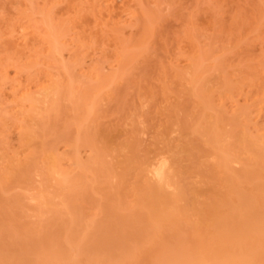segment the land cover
<instances>
[{
  "label": "bare ground",
  "instance_id": "bare-ground-1",
  "mask_svg": "<svg viewBox=\"0 0 264 264\" xmlns=\"http://www.w3.org/2000/svg\"><path fill=\"white\" fill-rule=\"evenodd\" d=\"M140 1H142V0H122L121 2H118V0H0V79H1L0 85L2 87L6 86L5 90L9 92V93L7 92L8 94L7 93L3 94L4 98H5L4 101L6 103V104H4L5 105L4 108H7L10 105L6 109L7 111L5 113H0V115L3 114L2 117H4V114H6V116H5L6 118L4 117L5 119H3L2 117L0 118L1 119V121H0V132L2 131L5 133V135H4L5 138H3V140L5 139L4 140L5 142L3 141L4 145H3V147L0 146V186H2V188L6 185H9V184H10V186H8V187L9 188L12 187L13 183H16L17 180L20 178L19 176H21V175H22L21 177L25 176L23 178H26L25 179L26 181H23V180L22 181L24 183H26L28 181L27 179H30V178L32 179V177L38 172L37 177L38 176L40 178L45 177L48 180L52 179L54 181L55 187H53V189L55 188L54 192L58 193L55 195L56 200H57V197L60 200L63 198V194L61 192H63L64 195L67 194V190L69 189L68 187H70V185H71L68 182V180L71 179V176H70L71 173L70 172L71 171L74 172V170H72L73 167L68 168V169L63 167V160L66 159V158L63 159V157H66V156L62 157L60 151H59L60 153H58L57 152L58 150L56 151V149H53V147H51L48 143L50 140L48 142H47V140L39 141L40 136L41 135L44 136L43 134L45 131L43 132V134L40 133L41 135L39 136L38 133L40 131H38L39 129L37 130L36 129L37 127L36 126L34 127V125L36 123H38L39 121L42 123V120H43V117H45V114H46V116H48L47 112H49L50 110L53 111V109H54L53 107H55L54 102L58 98V96L60 95V92H61V94L62 93L65 94L67 92L70 94V96L76 95L75 97H77V95H79L77 98H79L80 94H81L84 97L81 96L79 99H83V101L86 100L85 99L86 97L88 98L91 95V94L89 95V93H90L89 90L85 89L84 91H82L83 87L82 86H81L82 88L79 87L80 83L79 84L77 83L80 80L74 79V80H76V82L73 80L74 74H71V70H70V73H68L69 72L68 67H65L64 69L62 68L65 66V65L63 66L64 61H62V60L66 55L69 58L72 57V59L74 61H76L75 62L76 67L78 65V68H80L78 73H80V71H81L79 77H81V78L83 77L84 79L89 80V81L85 80V81H87V83L92 81L91 82L92 84L90 83L88 85H91V86L94 84L96 85L95 88L92 86L93 87L92 91L94 92V91L103 90L106 86H108V84L110 82H112L113 80H116L117 77L122 76L119 74H117L118 76L117 75L111 76V74H114L113 70L109 71V73L111 72L110 76H109V74L107 75L106 73H103L104 71L101 72V68L104 66L103 65L104 63L108 64V66L111 63H113L114 66H112L113 64L110 65V67H113L110 69H114L115 71L118 70L120 72V71L124 70V67L126 65H129L130 63H132V62H130L131 61L130 59L131 58L133 60L135 59L132 56H138V54L140 52H142L141 50L148 49L147 46L144 47L145 45L149 44V43H147L146 38H143V36H138V32H139L138 30L142 29L144 27L145 22L147 20V17L145 15L144 11H142L139 15L138 12H140V11H138V9H137L138 7L137 8L134 7L136 4L139 5L141 3ZM153 1H155V2H153L155 4L157 0H153ZM169 1H166V3ZM194 1H195V3L193 2L192 5L195 4V6L192 9L190 8L191 11L187 13V20H186V22H187L186 26L188 28H187V32H185V34H187L188 38H190V43L188 44V47L186 49H183V48L180 49V46L177 47V50L179 52L176 53V55L179 54L178 57L179 56L181 57V59H179L180 62L178 63V61H177V63H178L177 65L174 63L176 66H174L172 63L170 65L171 67L168 65L170 67V71L167 70V72H165L166 71L165 70L164 71L165 74L167 73L168 75H164L165 77L164 76H162V77L166 80L165 82H168V81L170 83L179 82L182 85L180 87H184L185 89H187L189 95L194 94L196 97L199 95L203 99V100L200 99V101L197 102L199 104L202 103L200 105H202L203 112L200 116V119H199V121H197L198 123H196L195 126L193 124H191V125H193V127L190 126V129H191V132H195L196 134L200 135V137H203V138L206 137L207 140L205 139L204 141H206L207 146H208V144H210L211 145L210 147H212L216 150L215 153L216 152L221 153L220 148L222 147V145H224L223 144L224 139H222V134H221V131L219 130V127L220 128L222 127L221 125H219L220 121L223 120L224 118L226 120V117L231 118V120L235 124L234 126L237 127V131H236L237 134L234 135L235 136V139L233 138L234 142L231 143L232 145L234 144L233 146L236 148L234 150V152L233 153H223L224 152L223 151L221 153V155L217 154V153L215 155L220 156L219 161L221 160V163H220L221 164V170L223 169L224 171H226V174L229 173L228 169L231 166H235V165L237 166V165L241 164L242 161H243V163L245 161H247V162L249 161L248 165H250V166H252L254 164L252 167L247 168L246 172H249L251 176H252L251 173H253L255 178H257L253 184V186L256 184L257 188L253 187L251 181L246 178V176H248V177L250 176V175H247L249 173H246L245 178L243 177V179H241L242 177L240 178V176H238V175L242 172H240V173L237 172V173H239L238 175L235 174L236 173L235 172V173H231L230 174L231 176L227 175L228 179H226L227 186H230V188L232 189L233 195L231 194L232 192L229 193V191H231V189H230V190H228V194L230 196H228V194L226 195L224 193L225 190H223L222 193L219 191V193H220L219 196L221 197V195H223V196H226L228 198L231 197L232 198L231 200L234 201L235 204H237V206H239V204H241L242 201H244L246 204L249 202H256L258 205L264 206V30H263L264 29L263 28V26H264V0H194ZM159 2H160V0H159ZM164 2H163V4H164ZM200 2L204 3L205 7H203V5L201 6V4H199ZM172 3H174V2H172ZM167 4H169V3H167ZM192 5L190 7H192ZM187 6H189V4ZM173 7H174V5H173ZM173 7L171 6V8H173ZM169 9H170V7H169ZM10 10H14V12H11ZM175 12H176V9H175ZM181 20H182V18H181ZM148 21H149V19H148ZM127 28H128V30H127ZM125 30L128 32H131V33L129 34L128 32H126L127 35H125L126 34ZM205 31H208V32L211 31V33H214V35H215L214 37H216V38L222 37V40H224V38H225L227 43L225 42L226 43L225 45L222 44V48L219 51L222 54L215 56V54L212 52V50L210 51L209 48L204 49V46H205L204 44H206L207 42L206 43L203 42L204 44L201 45L202 48H199L201 46H199V44L196 43L197 38L195 36H197L196 35L197 33L201 34V32H205ZM208 35H209V33H208ZM203 36H204V34H203ZM148 38H147V40H148ZM219 39H221V38H219ZM224 41H223V43H224ZM148 42H149V40H148ZM209 43H208V45H209ZM151 44H153V43H151ZM151 44H149L148 46H150ZM243 45H246V47ZM175 47L176 46H174V48ZM233 48H236V50H237V53H236L238 55L237 58H236L235 52L233 54L232 52L228 51L229 49H233ZM203 49L206 50V52L203 51ZM254 49H258L256 52L258 54H256V55L253 53L249 54L251 52V50H254ZM107 50H109V51H107ZM180 50H182V51H180ZM83 51H85V52H83ZM226 51L230 53V54L228 53L230 57H232L234 55L232 57L233 60L230 61V57L225 56V54L227 53ZM88 52H90L91 54H94V55L98 53V56L95 57L94 55H91L90 57L92 58V56H94V58L88 59L87 62L89 60L90 61H89V63L86 62L87 63L86 64L85 63V61H86L85 55H87L86 53H88ZM209 52H212L213 54L209 53ZM81 53L82 54L85 53V54L81 55ZM231 54H233V55H231ZM234 58L236 59V62H234L235 61ZM67 61L68 60H66V62ZM127 63H129V64H127ZM168 64H169V62H168ZM8 67H12V69H14L13 72L16 75V77H15V75H14V77L9 76ZM76 67H74V68H76ZM175 67H177L180 70L178 71L177 68L175 70L174 69ZM54 68H56V69H54ZM58 68H60V69H58ZM203 68H205V70ZM126 69H127V67H126ZM171 70H173L174 72ZM40 74L41 75L44 74V76L38 77ZM70 74L73 75V77H71ZM103 74H105V75H103ZM126 74L127 73H125V75ZM21 76H23V77L21 78ZM18 77H20V78H18ZM36 77H38V80H36L35 83H32V81H34V79ZM74 78H76V76ZM114 82H116V81H114ZM170 83H168V84H170ZM218 83H221V85H223L222 89L219 88L221 90L218 89V87L221 86V85L217 86ZM60 85L63 86L62 87L63 90L65 88V90H64L65 92H63V90L60 89L61 88V87H59ZM109 88H110V86H109ZM5 90H2L3 93L6 92ZM164 91H163V94L165 93ZM172 92H174V91H172ZM0 93L2 94L1 89H0ZM150 93H151V91H150ZM3 95H1V96H3ZM5 95L9 99L6 98ZM95 95L96 94H93V96H90L88 99L92 98V100H94ZM65 97H66V95H65ZM171 97H172V95H171ZM185 97H187V96L185 95ZM176 98H178V97H176ZM8 100H10L11 104H10V102H9V104L6 102ZM92 100L91 99L89 100L91 104H92ZM195 100H196V98H195ZM4 101H3V103H4ZM1 102H2V100H1ZM59 102H61V101H59ZM75 102L76 101H73V103H75ZM82 102H81V104H82ZM67 103H69V101H67ZM90 103H88V104H90ZM88 104H87V106H88ZM91 104L89 105L90 107H87V108L85 106H83V104H82V106H83L82 108H85L84 110H82V111H84L85 115H83V116H85V117L83 119H80L81 122L79 121L80 124H78V125H80V126H77L78 128L76 129L77 133L79 135L77 133H75L76 134V136L74 135L75 140H77V138H76L77 135L80 136V134H82V132L87 128L86 126H88L87 124L89 121H87V120L90 119V115L93 112ZM1 106L3 107V104L0 105V108H1ZM164 106L161 109L162 111L166 110L164 108ZM193 107H195V106H193ZM4 108H1V109L3 110ZM166 108H167V106H166ZM200 108H201V106H200ZM76 109L77 108H75V110ZM56 110L57 109H55V111ZM62 110H60V111L64 113V111H62ZM194 110H196V109H194ZM4 111H5V109H4ZM60 111H59V113H60ZM0 112H2V111L0 110ZM130 114H132V112H130ZM134 114L135 113H133V115ZM163 114H164L163 119L164 118L165 119L167 118V119L163 120L162 118H160L159 122L156 124L157 130L155 132V135L153 136L155 138L154 143L152 144V145H154L153 148H150V150L147 151V156L144 157L145 158L144 160L143 159H141V160L136 159L133 162L134 165H132V166H134V167H132V168L134 169V171L136 173L132 176L130 175L129 179H133V183H135V184L131 186V183H130V185H128V187L129 186L132 187L131 189H132V192H134V194H128L127 196L131 195V197H129V199L130 198L132 199L134 196H136L135 194L141 193L139 188L143 187V186L140 185L139 188H137V190H136V185H137L136 183L138 182L140 177H142L141 178L142 181L145 182L144 188L150 192V194L152 195L151 197H153V195H156V196L160 195L159 192L164 187L167 188V186H168V188H170L169 186H171L169 184V180H170L169 171H171V170L169 169V167H167L168 166V164H167L168 156L166 155L167 156L166 159L163 156L165 153H169V152H171V154H175V153H172V150L176 147H178L180 149L181 146H183L182 143L184 140H182V137H181V139L177 138L178 143H180L182 140L181 144L179 145L177 143V145L176 144L172 145L171 137L169 136V134L172 131L175 132L172 128V126L175 124H174V122L172 123L171 118L166 113H163ZM65 115L67 117V114H65ZM159 115H162V114L160 113ZM191 116H189V119ZM69 118H71V117H69ZM63 119H64V117H63ZM74 120H76V117L74 118ZM260 120L262 121V123H258ZM72 121H73V119H72ZM48 122L49 121H47L46 122L47 124L46 123L45 124L48 125ZM52 123L54 124L55 121ZM72 123H74V121ZM90 123H92V122H90ZM45 124H43V125H45ZM65 124H64V126L66 127ZM223 125H225V124H223ZM39 126H41V125H39ZM69 126H70V124H69ZM69 126L67 127L66 130L69 129ZM184 126L185 125H183V127ZM187 127H189V126H187ZM49 129H50V127H49ZM57 129L58 128L56 126V131H54V132H56V134H58L57 131H59ZM71 129H72L71 131H73V129H75V127L71 128ZM69 130H68V132H69ZM231 130H233V129H231ZM86 131H85V134H86ZM218 131H220V132H218ZM223 131L225 132L226 130H223ZM74 132L75 131H73L71 133L73 134ZM178 132H181V131H178ZM4 133H2V134H4ZM56 134H53V135L56 136ZM67 134H70V133H67ZM12 135H14L15 138H13ZM45 135H47V134H45ZM60 135H61V133H60ZM184 135H185V133H184ZM67 136L71 140L70 135H67ZM184 137H186V136H184ZM57 138H59V137H57ZM62 138H66V133L63 134ZM68 138L66 139V143H68L67 142V140H69ZM13 139H15L17 141L15 146H12V143H11ZM40 140H41V138H40ZM110 140H111V138L109 139V141ZM233 140H230V141H233ZM56 141L58 142V140H56ZM72 141H73V143H75L73 145H76V142L74 141V139ZM72 141H70V142H72ZM83 141H85V140H83ZM83 141H82V143H83ZM201 141H203V140H201ZM87 142L88 141L86 140L85 144H87ZM112 142H114V141H112ZM112 142H110L111 145H112ZM98 143H94L88 149L90 151V154L86 157V158H89V160L86 159L88 162H86V160H85L86 164L87 163L90 164V163L96 161L97 159L99 160L100 157L97 158L99 155V151H100L99 149L104 148V145L102 144V146H103L102 147V146L98 145ZM103 143H105V142H103ZM54 144L55 145H53V144H51V145L54 146V148H55V146H56L55 141H54ZM57 144H59V143H57ZM88 144H90V143H88ZM132 144H134V143H131L129 140H125V142H123V144H121V143L116 144L117 147L116 146L114 148L112 147V151L115 152L116 148H119V145H122V146H120L121 147L120 150L119 149H117V150L119 152L121 151L122 154H127V153L129 154L127 149H129ZM136 144H137V142H136ZM136 144H134V147L132 146L131 148H135ZM227 145H228V143H227ZM227 145H225V146H227ZM139 148H140V146H139ZM184 149L185 148H183L182 150H184ZM208 149H211V148H208ZM106 150L104 149V152H106ZM113 152H112V155H113ZM226 152H228V150ZM211 153H213V152H211ZM108 154H109V152H108ZM115 155H116V153H115ZM78 156L80 157V155H78ZM81 156H82V154H81ZM114 156H112V157H114ZM130 156H131V152H130ZM173 156H175V155H173ZM181 156H180V158H181ZM103 157H105V156H103ZM216 158H218V157H216ZM187 159H188V157H187ZM79 160H80V158H79ZM171 160L174 161L173 159H171ZM109 161H111V160H109ZM250 162H253L252 165L250 164ZM70 163L72 166H76V167L81 166V164H79L80 162L78 161L77 158L72 159ZM174 165H175L174 163H173V166H172V164L170 165V168H172V171H174V169H173ZM69 169H71V170H69ZM32 170L33 171L35 170L36 173L34 172L35 173L34 174L32 172ZM83 171H85V174L82 176L81 180L82 181L86 180L87 182L89 181L88 183L91 184V186H93L94 182L90 183V181L92 180V178L95 175H93V177H92V173H91L90 168H89V170H83ZM127 172L128 171H126V174H125V172L124 173L122 172L121 173V174H123L122 176H120L119 174L118 175L116 174L115 177H117L119 179H121V177L124 178L125 176L129 175V172L128 173ZM29 173H32L33 176L31 175L32 177H29V175H30ZM102 173H101V175H102ZM74 174L75 173H73V175ZM226 174H225V178H226ZM219 175L220 174H218V176ZM222 175H224V174H222ZM37 177H36V180L39 179V178L37 179ZM230 177H231V179H230ZM78 178H80V177H78ZM98 178L100 179V177H98ZM218 178H216V180ZM33 180H34V177H33ZM93 180H95V178H93ZM101 180H103V179H101ZM219 180H220V178H219ZM40 181H41V179H39V182H38L39 184H40ZM75 181H77V180H75ZM82 181L81 182L78 181V190H79L81 183H82L81 184L82 186L85 185V183H86V181H85V183H83ZM19 182H21V181H19ZM19 182H17V183H19ZM41 182L43 184V181H41ZM96 182H95L96 185H98L100 183L99 180H98V183H96ZM122 182H123V180H122ZM217 182H218V180H217ZM230 182H231V184L228 185ZM11 183H12V185H11ZM24 183H23V185H24ZM224 183H226V182L223 181V185L225 186ZM35 184L36 183L34 182V185ZM119 184H120V182H119ZM214 184H215V182H214ZM103 185L106 186L105 184H103ZM111 185H110V187H111ZM115 185L116 184H114V186ZM198 185H199V182H198ZM43 186L45 187L44 184H43ZM73 186H71V188H73ZM85 186L88 187L87 185H85ZM120 186H121V184H120ZM221 186H222V184H221ZM37 187H38V185H37ZM99 187H102V186H99ZM99 187H97L98 191L96 190L98 193H99ZM81 188L83 189L84 186ZM81 188H80V190H81ZM144 188L143 189L141 188V190L142 191L145 190ZM228 188L229 187L226 188V192H227ZM53 189H51L52 192H53ZM73 189H75V188H73ZM76 189H77V187H76ZM116 189H117V191L119 190L118 187ZM29 190L31 191L32 189H29ZM47 190H48V188H47ZM72 190H70V191H72ZM92 190L94 191V189H92ZM104 190L105 189H103V192H101L102 194L105 192ZM146 190H145V192H146ZM175 190L177 191V189H175ZM64 191H66V192H64ZM82 191H85V190H82ZM126 191H128V190L126 189ZM44 192H46V191H44ZM73 192H75V190ZM77 192L78 193H76V194L78 195L79 191H77ZM203 192H206V190H204ZM242 192L246 193L245 194L246 196L244 195V197H245L244 200H242L243 198L241 199V197L238 196V194L240 195ZM69 193H71V192H68V194ZM170 193H168V194H170ZM99 194H97L96 197L99 196ZM143 194H144V192H143ZM43 195L44 194H42V191H40L38 198H34L35 195L33 197L32 196L31 197H32L33 201L37 199V201H39L43 204L44 203V200H43L44 196ZM90 195H91V192H90ZM140 195H138L139 197L137 196L138 197V204L140 206L143 205L144 203H145V205H148L147 202H145L147 200V199L145 200L146 197H142V195H141V197H142L141 198ZM175 195L176 194H174V196ZM16 196H14V197H16ZM25 196H26V194H25ZM60 196H62V197L60 198ZM168 196H170V195H168ZM172 196H173V194H172ZM28 197H29V195H28ZM137 197H135V200L133 198V201L136 202ZM226 197H224L223 199L224 200L227 199ZM101 198L103 199V197H101ZM17 199H18V197H16V199H15L16 202L18 201ZM45 199H47V198H45ZM169 199H167V200H169ZM175 199H176V197H175ZM21 200H19V201H21ZM32 200H31V202H32ZM171 200H173V199H171ZM37 201H35V202H37ZM47 201H46V203H47ZM94 201H96V200H94ZM28 202H30V201H28ZM61 202H62V200H61ZM63 202H65V201H63ZM63 202H62L63 207H65V205L66 206L68 205V204H66V202L65 203H63ZM135 202H134V205H135ZM95 203H97V202H95ZM125 203H127V202H125ZM157 203H160V202H157ZM175 203H173V204H175ZM177 203H179V202H177ZM217 203H218V201H217ZM18 204H17V206H18ZM42 204L39 203V205H42ZM124 204H123V206H125ZM136 204H137V202H136ZM13 205H15V204H13ZM46 205H48V203ZM209 205H211V204H209ZM28 206H29V204H28ZM58 206H60V205H58ZM126 206H128V205L126 204ZM126 206L123 208H126ZM158 206L160 208L159 210L157 208L158 213L155 211L158 214V215H156L157 218L155 217L157 220L153 217L154 220H156V223L151 222L153 225L155 224L153 229H152L153 235L151 237L149 235V241H148V238L146 239V242L148 241V243H145V241L143 242V246L141 245L142 248H141V246H138L139 248L135 247L134 250L126 253L125 255L122 254L123 252L122 253L120 252L121 254L119 253L117 256H115L113 258H110L107 256L106 257H99L98 256L95 259L87 256L82 251L81 247H80L81 249L80 248H76V249L71 248V249H75V250L70 251L71 257H69V258L67 257L68 258L67 260L65 259L66 257H64V259H61V260H57V259L54 260L55 258L53 259L52 256L50 254H48L42 258L40 264H264V226H261V227H263L262 228L263 230L261 229V231L258 228L260 226L256 227V228H258L257 230H256V228L254 229V226L253 227L251 226L249 231L246 230V232L242 231V233L237 232L234 235H230V233L227 234L226 232L222 233V231L221 232H219L217 230L214 231V229L212 227L213 225L209 226V224H212V223L208 224V222L209 221L212 222L211 219L213 218V216H215L214 218H216L217 217L216 215H218L220 213V212L217 213V211H215L216 212V215H215V213H214L215 209L213 210V213H214V215L212 214L213 216L207 214L208 216H210V217H208L206 215V213H203L204 215H206L205 218L207 217L206 218L207 221L210 218V220L207 222L206 220L203 219V217H202L203 214H202V216H198L200 214L195 209L197 207L199 208V206H197L196 208L194 206L191 207L192 209L195 210L192 213L198 212V215L197 214L191 215V213L190 214L188 212L186 213V210L182 211V210H178L179 208L176 209V207H179V205H177L175 207V209L172 208L175 205L172 207L169 206L171 208L166 207L167 205L163 206V207H162V205H158ZM37 207H38V203H37ZM135 207L137 209H139L136 205H135ZM219 207H222V205L220 204ZM98 208H100V207H98ZM205 208H208V207H205ZM41 209H42V207H41ZM185 209H187V208H185ZM5 210H6V208H5ZM96 210H97V208H96ZM224 210H225V214H226V210H228V209H224ZM224 210H223V208L220 209V211H224ZM32 211H33V209H32ZM61 212H63V211H61ZM205 212H207V211H205ZM33 214H35V213H33ZM54 214L56 215V213H54ZM96 214L97 213L95 212L94 215H96ZM220 214L218 215V217L220 216ZM222 214H223V212H222ZM41 216L42 215H39V217H41ZM83 216H85V215H83ZM223 216H224V214H223ZM39 217H37V218H39ZM81 219L83 221H86L82 217H81ZM82 220H80V222ZM74 221L75 220L72 221V224H74ZM83 221L81 223L79 222L80 225L78 223V220H77V223L75 221V225L77 226L76 230H78L79 227L83 228V225H85V227L87 226L85 223H83ZM89 221H91V220H89ZM82 223H83V225H81ZM88 224H90V223L88 222ZM65 225H66V223H65ZM147 225H149L148 221H147ZM88 227H86V228H88ZM148 227H150V226H148ZM148 227H147V229L149 230ZM68 229H69V227H68ZM83 229H85V228H83ZM145 229H146V227H145ZM145 229L143 230L142 234L146 232ZM66 230H67V228H66ZM139 231H141V230H139ZM34 232H35V230H34ZM37 233H38V231H37ZM139 233L140 232H138V234ZM139 235H141V234H139ZM146 235H147V233H146ZM136 236H137V234L135 235V237ZM137 237H139V236H137ZM140 237L138 238V240L141 239L142 237L144 238V236H142L141 238ZM127 240L129 241V238H127ZM134 243H132V245ZM125 245L126 244H124V246ZM126 246H129L130 248L132 247L129 244H127ZM22 248H23V246H22ZM124 248H122V250ZM127 248H125V249H127ZM57 255H59V254H57Z\"/></svg>",
  "mask_w": 264,
  "mask_h": 264
},
{
  "label": "rangeland",
  "instance_id": "rangeland-1",
  "mask_svg": "<svg viewBox=\"0 0 264 264\" xmlns=\"http://www.w3.org/2000/svg\"><path fill=\"white\" fill-rule=\"evenodd\" d=\"M121 1L122 0H120V1L118 0V2H121ZM162 1L163 0H160V2H159V0H157L155 3L156 5L153 3V2H155L153 0H147V1L142 0V1H140L141 3L139 2L140 3L139 5L134 4L135 5L134 7L135 8L138 7L137 9H138V11H140V12H138L139 15L142 11H144V13L147 17V20L145 22L144 27L142 29L138 30L139 31L138 36H143V38H146L147 43H149V44L153 43V44L150 45L151 47L148 46L149 44L145 45L144 47L147 46L148 49L141 50L142 52H140L139 53L140 55L138 54V56H132L135 59L134 60L132 58L130 59L131 60L130 62H132V63H130V64L127 63V64H129L131 67L129 65H126L124 67L125 71L124 70L120 71V72L118 70L115 71L114 69H110V68H113V67H110V65H112L113 63H111L109 66H108V64L104 63L103 64L104 66L101 68V72L104 71L103 73H106L107 75L109 74V76H110L111 72L109 73V71L113 70L114 74H111V76H114L117 74L122 75V76L117 77L118 76L117 75L116 80H113L112 82H110L108 84V86H106L103 90L93 92L92 88L93 87L95 88L96 85L93 83L94 85H92L93 86L92 87L91 85H88L92 81L87 83V81H89V80L84 79L83 77L82 78L79 77L81 71H80V73H78L80 68H78V65L76 67V63H75L76 61H74L72 59V57H70V58L67 57V55H66L67 53L65 54L66 56L64 55L65 57L62 60V61H64V63L62 61L61 62L63 63V66L64 65L65 66L62 68L64 69L65 67H68L69 68L68 73H70V70H71V74H74V77L76 76V78H74L73 75L70 74V76L73 77V80L74 79L80 80L77 83L78 84L80 83L79 87H81V86L83 87V88L81 87L82 91H84L85 89L89 90L90 91L89 95L91 94L90 96H93V94H96L94 96L95 98H94V100H92V98H90L92 100V104H91L89 101L90 99H88L90 96L88 98L86 97L85 98L86 100L83 101V99H79L82 96L81 94H80V97L77 98L79 95H77V97H75L76 95H71L72 96L71 97L70 94L67 92L65 94H63V93L61 94V92H60V95H59L60 97L58 96V98L54 102L55 107H53L54 108L53 111L50 110L49 112H47L48 116H46V114H45V117H43L42 123L39 121L38 123H36L37 125L36 124L34 125V127L36 126L37 130L39 129L38 130V131H40L38 133L39 136L41 134H43V132L45 131L43 134L44 136L41 135L40 136L41 140L39 138V141L47 140V142H48L50 140L51 142L50 141L48 142L49 145L51 147H53V149H56V151L58 150L57 151L58 153L61 152L62 157L66 156V157H63V159L66 158L63 160V167L66 169L73 167L72 170H74V172L71 171L70 172L71 175L69 174L71 176V179H69V178H68L69 180L67 179L68 182L71 184L70 187H68L69 189L68 190L66 189L67 190V194H66L67 196L64 195L63 192H61L63 194V198L61 199L62 202L65 201L66 204H68V205L67 206L65 205V207H63L61 200L58 197H57V200L55 199V197H56L55 195L58 193L54 192L55 191V188L53 189V187H55L54 181L52 179L48 180L45 177H44L45 179L43 177H41V178L39 176L37 177L38 172L36 173L35 170L34 171L32 170L33 173L34 172L36 173V174L34 173L35 174L34 176L32 173H29L30 174L29 177L33 176L34 180L32 177V179L31 178L27 179L28 181L26 183H24L23 181H26L25 180L26 178H23L25 176L21 177L22 176L21 175V176H19L20 178L18 179L21 182H19L17 180V182H19V183H17L16 181H15L16 183H13V185L11 183L12 187H10V188L8 187V186H10V184L4 186L3 188H2V186H0V235H1L0 236V238H1L0 239V264H33V263L34 264H40L42 258L48 254H50L53 259L55 258L54 260H56V259L61 260V259H64V257H66L65 259L67 260L69 257H71L70 251H72V250L74 251L76 248H80V247L82 248V251L87 256H89L93 259H95L98 256L99 257H106L107 256V257L113 258V257L117 256L120 252L121 253L123 252L122 254L125 255L126 253L134 250L135 247L139 248L138 246H141V245L143 246L144 241H145V243H148L149 235H150V237L153 235L152 229H153L155 224L153 225L152 223H156V220H157L156 219L157 218L156 215H158L157 214L158 213L157 208H158V210L160 209L158 205H162V207L166 206V205H167L166 207H169V206L172 207L175 205L174 207H172L173 209H175V207L177 205H179V207H176V209L179 208L178 210H182V211L186 210V213L187 212L189 214L191 213V215H193V214L198 215V212H199L200 215H198V216H202L203 213H206V215L209 214V215L213 216L214 213L216 215L215 211H217V213L220 212L221 214L219 213L220 214L219 217H218L219 214L216 215L218 218L217 217L214 218L215 216H213L214 219L213 218L211 219L212 222L209 221L210 218L208 220L209 222L207 221V219H206L207 217L205 218L206 215L203 214L202 217L204 220H206L208 222V224L212 223V224H209V226L213 225L212 227H213L214 231L215 230H217L219 232L222 231V233L226 232L227 234L230 233V235H234L237 232L242 233V231L246 232V230L249 231L251 226L252 227L254 226V229L257 226H260V227H258L260 229V231L263 228V227H261V226H264V206L263 205L262 206L258 205L256 202H249L246 204L244 201H242L241 204H239V206H237V204H235V202L231 200L232 199L231 197L228 198L226 196L221 195V197H222L221 198L219 196L220 195L219 191L222 193V191L225 190L224 193L227 195L228 190L231 189L230 186H227V181H226V179H228L227 177L231 176L230 175L231 173L236 172L235 174L238 175L240 172H242L238 176H240V178L242 177L241 179H243V177L245 178L246 173H249V172H246V169L250 168L254 165V164L252 165L253 162H250V164L252 165V166H250V165H248L249 161L248 162L245 161L247 164L245 162H244L245 163L244 164L242 161L241 164H239L237 166L235 165L236 167L235 166H231L230 168L228 167L229 168L228 174H226V171H224L223 169L221 170V164H220L221 160L219 161L220 156L215 155V154L217 153V154L221 155V153L223 151H224L223 153H233L234 150L236 149L233 146L234 144L233 145L231 144L234 142V140H233V138L235 139L234 135L237 134L236 133L237 127L234 126L235 125L234 122L231 120V118H228V117H226V120L224 118L223 120L220 121L219 125H221L222 127L221 128L219 127V130L221 131L222 139H224V141H223L224 145H222V147L220 148L221 153H218V152L215 153L216 150L214 148L210 147L211 146L210 144H208V146H209L208 147L206 141H204L205 139L207 140L206 137H204V138L200 137V135L196 134L195 132H191V129H190V126L193 127V125L195 126V124L198 123L197 121H199L200 116L203 112L202 105H200L202 103H200V104L197 103L202 98L199 95L197 97L194 94L189 95L188 90L185 89L184 87H180L182 85L179 82H174V83H170L169 81L165 82L166 80L162 77L164 75H168L167 73L165 74V72H167V70L170 71L171 63L174 66H176L180 62L179 59H181V57L180 56H179L180 58L178 57L179 54L176 55V53L179 52L177 50V47L180 46V49L181 48L186 49L188 47V44L190 43V38H188L187 34H185V32H187V28H188L186 26V23H187L186 20H187V13L191 11L190 8L192 9L195 6V4L192 5L193 2L195 3L194 0H189V1L188 0H174V1L173 0H170V1L166 0V1H169V2H167L169 4H167L166 1L164 0L165 2L164 1L163 2L165 5L163 4ZM172 2H174V3H172ZM188 4H189V6H187ZM199 4H201V6L203 5V7H205L204 3L200 2ZM173 5H174V7H173ZM191 5H192V7H190ZM171 6L174 9L171 8ZM169 7H170V9H169ZM175 9H176V12H175ZM10 11L14 12V10H10ZM181 18H182V20H181ZM148 19H149V21H148ZM263 28H264V26H263ZM127 30H128V28H127ZM126 32H128V31L125 30V33ZM128 33L130 34L131 32H128ZM202 33L204 34V36ZM208 33L210 36L208 35ZM198 34L199 33H197L196 34L197 36H195L197 38V41L196 40L195 41L197 44H199V46L203 45L204 44L203 42H205V43L207 42L206 44H204L206 46V47L204 46V49L209 48L210 51L212 50V52L215 54V56L222 54L221 52H219L220 49L222 48V44L225 45L227 43L224 37L223 38L225 41L222 40V37H219L221 39L216 38V37H214L215 36L214 33H211V31L210 32L205 31V32H201V34H199V35ZM125 35H127V33ZM147 38H148L149 42H148ZM223 41H224V43H223ZM208 43H209V45H208ZM174 46H176V47L174 48ZM243 46L246 47V45H243ZM199 48H202V46ZM204 49H203V51L206 52V50H204ZM257 50L258 49L251 50V52L249 54L253 53L256 55V54H258V53H256ZM107 51H109V50H107ZM180 51H182V50H180ZM228 51L232 52L233 54L235 52L236 58L238 57V55L236 54L237 53L236 48L229 49ZM83 52H85V51H83ZM212 52H209V53H212ZM229 52H227L225 54V56L230 57ZM83 54H85V53H83ZM83 54L81 53V55H83ZM86 54L87 55H85V59H86L85 63L87 62L88 59H92V58H94V56L95 57L98 56V53L94 55V54H91L90 52H88ZM233 54H231V55H233ZM91 55H94V56H92V58H91L90 57ZM232 57H230V61L233 60ZM66 60H68V61L66 62ZM234 60H235L234 62H236L235 58H234ZM89 61L87 63H89ZM177 61H178V63H177ZM168 62H169V64H168ZM73 66L76 67L77 69L74 68ZM112 66H114V64ZM126 67H127V69H126ZM60 68H58V69H60ZM176 68L177 67H175L174 69L176 70ZM54 69H56V68H54ZM203 69L205 70V68H203ZM179 70L180 69H178V71ZM13 71H14V69H12V67H8V74L10 77H14L15 74ZM171 71H173V70H171ZM125 73H127V74L125 75ZM103 75H105V74H103ZM41 76H44V74H42V75L40 74L38 77H41ZM15 77H16V75H15ZM22 77L23 76H21V78ZM38 77H36L34 79V81H32V83H35L36 80H38ZM18 78H20V77H18ZM76 80H74V81L76 82ZM85 80H87V81H85ZM114 81H116V82H114ZM0 82H1V79H0ZM168 83H170V84H168ZM219 85H221V83L217 84V86H219ZM109 86H110V88H109ZM222 86L223 85L218 87V89L219 88L222 89ZM59 87H61L60 89L63 90L62 85H60ZM0 89L2 92V94L0 93V96L8 92L5 90L6 86L5 87L1 86ZM221 89H219V90H221ZM2 90H5L6 92L3 93ZM64 90H65V88H64ZM64 90H63V92H65ZM150 91H151V93H150ZM163 91L165 92L164 94H163ZM172 91H174V92H172ZM65 95H66V97H65ZM171 95H172V97H171ZM185 95L187 97H185ZM82 97H84V96H82ZM176 97H178V98H176ZM6 98H8V97L6 96ZM195 98H196V100H195ZM0 99L2 100V102L0 100V105L3 104V107L1 106V108H4L5 107L4 104H6L4 101V99H5L4 95L1 96ZM10 100H8L6 102L9 104ZM58 100L61 102H59ZM3 101H4V103H3ZM67 101H69V103H67ZM73 101H76V102L73 103ZM81 102H82L83 106H85L86 108L90 107L89 105L91 104L93 112L90 115V119L87 120V121H89L87 124L88 126L85 125L87 128L82 132V134H80V136H78L79 134L77 133V130H76L78 128L77 126H80V125H78L81 122L80 119H83L85 117V116H83V115H85L84 111H82L85 108H82L83 106H82ZM88 103H90V104H88ZM10 104H11V102H10ZM87 104H88V106H87ZM162 105L163 106L165 105L164 108L166 110H163V111L161 110L163 108ZM166 106H167V108H166ZM193 106H195V107H193ZM200 106H201V108H200ZM1 108H0V110L2 112H0V113H5L7 111L6 110L7 108H4L5 111H4V109L2 110ZM75 108H77V109L75 110ZM55 109H57V110L55 111ZM194 109H196L197 111ZM60 110L64 111V113L67 114L68 118ZM59 111H60V113H59ZM158 111L162 115H159L160 113ZM130 112H132V114H130ZM133 113H135V114L133 115ZM163 113H166L171 118L172 123L174 122V124H175L172 126V128L175 132L172 131L169 134V136L171 137L172 145H175V144L177 145V143H178L177 138L181 139V137H182V140H184V141L182 143L183 146H181L180 149L181 150L183 148H185V149L181 151L178 147H176L172 150V153H175V154H171V152L164 154L163 157L165 159L168 156V162H167L168 166L167 167H169V169L171 170V171H169V175H170L169 184L171 186H169L170 188H168V186H167V188L164 187L159 192L160 195H157V196L153 195V197H151L152 195L150 194V192L144 188L145 182L142 181V179H141L142 177L139 176L140 178H139L138 182L136 183L137 184L136 190H137V188H139L140 185L143 186V187L139 188V190L141 192L140 194L142 195V197H146L145 200L146 199L147 200L145 202H147V204H148V205H145V203H144L143 205H141L142 206L141 207L138 204V197H139L138 195H140V194H135L136 196L133 195L134 197L132 196L134 198V200H135V197L138 196L136 198L137 204L135 201H133V198L129 199V197H131V195L127 196L128 194H134V192H132V189H131L132 187H130V186L128 187V185H130V183H131V186L135 184V183H133V179H129L130 175L132 176L136 173L134 171V169L132 168V167H134L132 165H134L133 162L136 159H138V160L143 159L144 160L145 159L144 157L147 156V151H149L150 148H153L154 145H152V144L154 143V140H155V138L153 136L155 135V132L157 130L156 124L159 122L160 118L163 119V115H164ZM2 116H3V114L0 115V118ZM5 116H6V114H4V117ZM74 116L76 117V120H74V118H75ZM189 116H191L190 119H189ZM4 117H2V118L5 119L6 117L5 118ZM63 117L66 121L63 119ZM69 117H71L73 119L74 123H72L73 121ZM166 119L164 118L163 120H166ZM0 121H1V119H0ZM47 121H49L48 122L49 126L46 125ZM54 121H55V123L53 124L52 122H54ZM90 122H92V123H90ZM258 123H262V121L260 120ZM43 124H45V125H43ZM64 124L66 125V127L64 126ZM69 124H70V126H69ZM191 124H193V125H191ZM223 124H225V125H223ZM39 125H41V126H39ZM55 125L58 128L57 130H59V131H57L58 134H56V132H54V131H56ZM183 125H185L184 126L185 128L183 127ZM68 126L70 129V130L68 129L69 132H68V130H66ZM187 126H189V127H187ZM49 127L51 130L49 129ZM74 127H75V129H73V131H75V132L72 134L71 132H73V131H71L72 130L71 128H74ZM231 129H233V130H231ZM223 130H226V131L224 132ZM85 131H86V134H85ZM178 131H181V132H178ZM220 131H218V132H220ZM2 133H4V132H2V131L0 132V146L1 147H3L4 142H5L4 141L5 139L3 140V138H5V136H4L5 133L4 134H2ZM60 133H61V135H60ZM65 133H66V138H62L63 134H65ZM67 133H70V134H67ZM75 133L78 134L76 137L77 140H75V138H74V135L76 136ZM184 133H185V135H184ZM45 134H47V135H45ZM53 134H56V136ZM67 135H70L71 140L68 138ZM12 136H13V138H15L14 135H12ZM184 136H186V137H184ZM57 137H59V138H57ZM67 138L69 139V140H67L68 143H66ZM110 138H111V140L109 141ZM73 139L76 142V145H73V144H75L72 141ZM56 140H58V142ZM83 140H85V141L87 140L88 141L87 144H85V141H83ZM125 140H129L131 143H134V144H136V142H137V144L135 145V148H131L132 146L134 147V144H132L131 147L129 149H127V151L129 152V154L127 153L128 155L122 154L121 151L119 152L117 150V149L120 150V148H121L120 146H122V145H119V148H116L115 152L112 151V147L113 148L115 146L117 147L116 144H120V143L123 144V142H125ZM182 140H181V142H182ZM201 140H203V141H201ZM230 140H233V141H230ZM54 141L56 143L55 148H54V146L51 145V144L55 145ZM70 141H72V142H70ZM82 141H83V143H82ZM112 141H114V142H112ZM98 142L99 143L101 142V143L99 144ZM103 142H105V143H103ZM110 142H112V145ZM181 142L178 144L180 145ZM11 143H12V146H15L17 141L15 139H13ZM57 143H59V144H57ZM88 143H90V144H88ZM94 143H98V145H100V146H102V144L104 145V148L99 149L101 152L99 151V155L97 158L100 157L99 158L100 161L97 159L98 161L96 160L90 164H88V163L86 164V162H88L87 160H89V158H86V157L90 154V151L88 149ZM227 143H228V145H227ZM225 145H227V146H225ZM139 146H140V148H139ZM208 148H211V149H208ZM225 148L228 150V152H226L227 150ZM104 149L105 150L107 149L106 152H104ZM111 151L113 152V155H112ZM108 152H109V154H108ZM130 152H131V156H130ZM211 152H213V153H211ZM115 153H116V155H115ZM81 154H82V156H81ZM78 155H80V157ZM173 155H175V156H173ZM103 156H105V157H103ZM112 156H114V157H112ZM180 156H181V158H180ZM187 157H188V159H187ZM216 157H218V158H216ZM74 158L78 159V161L80 162L79 164H81L80 167L78 166L79 164L77 165L78 167L71 165L70 162ZM79 158H80V160H79ZM171 159H173L175 162L172 161ZM85 160H86V162H85ZM109 160H111V161H109ZM173 163L175 164L174 168H173L174 171H172V168H170V165L172 164V166H173ZM88 167L91 170L92 177H93V175H95L93 177V178H95V180H93V178L91 177L92 182L90 181V183L94 182V184H95V182L97 181L96 183H98V180H99L100 183L98 185L102 186V187H99L96 184H95L96 186L94 184H93V186H91V184L88 183L89 181L87 182L85 180L86 181V183H85V181L81 180L82 176L85 174V171H83V170H89ZM69 170H71V169H69ZM126 171L129 172V175H128L129 177L125 176L124 178L121 177V179L115 177L116 174L117 175L119 174L120 176H122L123 175V174H121L122 172L123 173L125 172V174H126ZM72 172L75 173L74 174L75 176L73 175ZM237 172H239V173H237ZM101 173H102V175H101ZM217 173L220 175L218 176ZM222 174H224V175H222ZM225 174H226V178H225ZM251 174H252V176L250 175V173L247 174V175H250L251 177L246 176V178L251 181L252 186H253L254 181L257 178H255L253 173H251ZM35 176L37 177V179L39 178V179H41V181H43V184L45 185V187L43 186L41 181H40V184L38 183L39 179L36 180ZM78 177H80V178H78ZM98 177H100V179ZM218 177L220 178V180ZM216 178H218L217 179L218 182H217ZM101 179H103V180H101ZM230 179H231V177H230ZM75 180H77V181H75ZM122 180H123V182H122ZM78 181H80V182L82 181L88 187L83 185L84 188L82 189L81 187H83V186L81 185L82 184L81 183L79 190H78ZM213 181L215 182V184ZM223 181L226 182V183H224L225 186L223 185ZM34 182L36 183L35 185H34ZM119 182H120L121 186H120ZM198 182H199V185H198ZM23 183H24V185H23ZM103 184H105L106 186H104ZM109 184L110 185L112 184L111 187ZM114 184H116V185L114 186ZM221 184H222V186H221ZM230 184H231V182L228 185H230ZM37 185H38V187H37ZM71 186H73V188H75V189L71 188ZM226 186L229 187L227 189V192H226V188H227ZM76 187H77V189H76ZM97 187H99V193L100 194L97 192L98 191ZM117 187L119 189L118 191L116 189ZM253 187L257 188L256 184ZM47 188H48V190H47ZM80 188H81V190H80ZM102 188L105 189L104 190L105 194L101 193V192H103ZM141 188L142 189L144 188L146 190V192H145V190L142 191ZM29 189H32V190L30 191ZM51 189H53V192ZM92 189H94V191ZM126 189L128 191H126ZM175 189H177V191ZM70 190H72V191H70ZM74 190H75V192H73ZM82 190H85V191H82ZM204 190H206V192H203ZM40 191H42V194H44L43 195L44 196V199H43L44 203L43 204L41 202L37 201V199L34 201L32 200V197L34 195H35L34 198H38ZM44 191H46V192H44ZM77 191H79L78 195L76 194V193H78ZM64 192H66V191H64ZM68 192H71L72 194L69 193L70 194L69 195ZM90 192H91V195H90ZM143 192H144V194H143ZM230 192H232V189H231V191H229V193ZM24 193L26 194L27 197L29 195V197L27 198ZM168 193H170V194H168ZM97 194H99V196L96 197ZM172 194H173V196H172ZM174 194H176V195L174 196ZM231 194L233 195V192ZM245 194H246L245 192H242L240 195L238 194V196H240L241 199L243 198L242 200H244ZM141 195H140V197H141ZM168 195H170V196H168ZM14 196L18 197L17 202L20 205L16 202V200H15L16 197H14ZM100 196L103 197V199ZM228 196H230V195L228 194ZM61 197L62 196H60V198ZM175 197H176V199H175ZM224 197L227 198V199H225L226 201L223 199ZM45 198H47V199H45ZM30 199L32 200V202ZM167 199H169V200H167ZM171 199H173V200H171ZM19 200H21V201H19ZM94 200H96V201H94ZM28 201H30V202H28ZM35 201H37V202H35ZM46 201H47L48 205H46L47 204ZM124 201L127 203H125ZM217 201H218V203H217ZM65 202H63V203H65ZM95 202H97V203H95ZM134 202H135V205L139 209H137L135 207ZM157 202H160V203H157ZM177 202H179V203H177ZM27 203L29 204L30 207L28 206ZM37 203H38V207H37ZM39 203L42 204L43 206L39 205ZM173 203H175V204H173ZM13 204H15V205H13ZM17 204H18V206H17ZM123 204L125 206L127 204L128 206H126V208H123V207H125V206H123ZM209 204H211V205H209ZM220 204L222 205V207H219ZM58 205H60V206H58ZM193 206L195 208L197 206H199V208L197 207L195 209L198 212L192 213L193 211H195L194 209L191 208ZM41 207H42V209H41ZM98 207H100V208H98ZM171 207H169V208H171ZM205 207H208V208H205ZM5 208H6V210H5ZM96 208H97V210H96ZM185 208H187V209H185ZM222 208H223V210L228 209V210H226V214H225V210L220 211V209H222ZM32 209H33V211H32ZM213 210H214V213H213ZM61 211H63V212H61ZM205 211H207V212H205ZM95 212L97 213L96 215H94ZM222 212H223L224 216H223ZM33 213H35L36 215ZM54 213H56V215ZM39 215H42V216L39 217ZM83 215H85V216H83ZM60 216L61 217L63 216V217L61 218ZM37 217H39V218H37ZM81 217L84 220H86L87 222L83 221L81 219ZM153 217L154 218L156 217L155 218L156 220H154ZM208 217H210V216H208ZM73 220H75L76 223H77V220H78V223L80 222V220H82L83 223H85L87 225L86 227H88V226L89 227L86 228L85 225H83V223H82L81 225H83V228H85V229L79 227L80 229L78 228V230H76L77 226L75 225V221H74V224H72ZM89 220H91V221H89ZM147 221H148L149 225H147ZM88 222L90 224H88ZM65 223H66V225H65ZM80 223H79V225H80ZM148 226H150L151 228ZM68 227H69V229H68ZM145 227H146V229H147V227L149 228V230L147 229L149 232L145 229ZM66 228H67V230H66ZM258 228H256V230ZM138 229L141 231H139ZM144 229L146 232L142 234ZM34 230H35V232H34ZM37 231H38V233H37ZM138 232H140L139 234L144 236L145 239L141 235H139ZM146 233H147V235H146ZM136 234H137V236H139V237L141 236L142 238L140 237L141 239L138 240L139 237L136 236L137 237L136 238L135 237ZM127 238H129L130 242L127 240ZM147 238H148V241L146 242ZM132 243H134V244L132 245ZM124 244H126V245L129 244L132 247L130 248L129 246H126V245L124 246ZM22 246H23V248H22ZM142 246H141V248H142ZM124 247L125 248L128 247L129 249L128 248L125 249ZM71 248H75V249H71ZM122 248H124V249L122 250ZM57 254H59V255H57Z\"/></svg>",
  "mask_w": 264,
  "mask_h": 264
}]
</instances>
